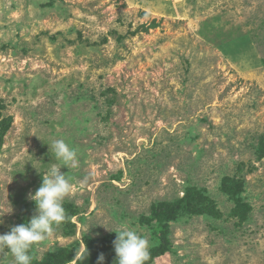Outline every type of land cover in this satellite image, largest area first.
<instances>
[{
	"label": "rangeland",
	"instance_id": "obj_1",
	"mask_svg": "<svg viewBox=\"0 0 264 264\" xmlns=\"http://www.w3.org/2000/svg\"><path fill=\"white\" fill-rule=\"evenodd\" d=\"M0 112V234L37 214L48 144L77 150V213L35 258L106 226L150 249L153 205L196 186L220 214L180 212L153 264H264V0H0Z\"/></svg>",
	"mask_w": 264,
	"mask_h": 264
},
{
	"label": "clouds",
	"instance_id": "obj_2",
	"mask_svg": "<svg viewBox=\"0 0 264 264\" xmlns=\"http://www.w3.org/2000/svg\"><path fill=\"white\" fill-rule=\"evenodd\" d=\"M48 145L49 152L59 163L45 170L41 186L30 194V199L35 201L37 214L26 223L12 226L9 232L0 234V253L10 254L13 264H32L34 246L45 241L67 219L63 201L72 188L60 168L66 166L73 170L78 167L77 150L64 139L53 140ZM106 227L117 234L113 241L115 264H145L149 258V242L144 236L126 226L118 229ZM87 256L86 247L77 249L72 258L73 264H79ZM103 261L104 255L101 253L97 264H103Z\"/></svg>",
	"mask_w": 264,
	"mask_h": 264
},
{
	"label": "trees",
	"instance_id": "obj_3",
	"mask_svg": "<svg viewBox=\"0 0 264 264\" xmlns=\"http://www.w3.org/2000/svg\"><path fill=\"white\" fill-rule=\"evenodd\" d=\"M158 26L156 21L151 23V28ZM150 27V26H149ZM120 38H123L122 36ZM1 116V112H0ZM10 125L8 124L2 127V134L6 132ZM260 154L264 151V135L261 136ZM227 177L226 179H228ZM232 183L225 182L223 189H226L229 193L232 192ZM65 211L70 215L76 214L74 205L64 204ZM185 211L186 213L197 214H211L219 215L214 202L210 200V197L200 188L196 186H188L185 189L184 196L176 200L163 201L158 204H154L152 207L153 219L157 220L161 230H159L160 241L157 245L152 246L149 249V258L145 264H153L155 259L167 252L170 247V227L169 222L178 217L179 213ZM250 211V205L238 197L236 204L232 210V214L244 220L247 218V214ZM219 213V214H218ZM67 217V216H66ZM30 219L28 210L24 211L22 224L26 223ZM67 221V219H66ZM115 236L101 237V238H85L83 244L87 248V259L79 262V264H97V258L102 253L104 255L103 264H115V251L113 241ZM78 248H72L70 246L60 248L55 252L46 254L42 259L34 257L32 264H73L72 258L75 256ZM80 250V249H79ZM33 251V249H32ZM32 254V253H31Z\"/></svg>",
	"mask_w": 264,
	"mask_h": 264
},
{
	"label": "bare ground",
	"instance_id": "obj_4",
	"mask_svg": "<svg viewBox=\"0 0 264 264\" xmlns=\"http://www.w3.org/2000/svg\"><path fill=\"white\" fill-rule=\"evenodd\" d=\"M85 248V247H84Z\"/></svg>",
	"mask_w": 264,
	"mask_h": 264
}]
</instances>
